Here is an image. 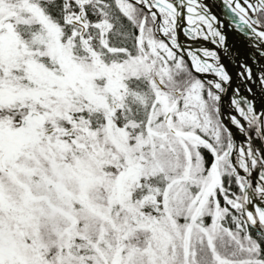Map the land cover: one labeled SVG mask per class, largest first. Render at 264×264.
Segmentation results:
<instances>
[{
  "label": "snow or ice",
  "instance_id": "obj_1",
  "mask_svg": "<svg viewBox=\"0 0 264 264\" xmlns=\"http://www.w3.org/2000/svg\"><path fill=\"white\" fill-rule=\"evenodd\" d=\"M211 7L0 0V264H264V67Z\"/></svg>",
  "mask_w": 264,
  "mask_h": 264
},
{
  "label": "water",
  "instance_id": "obj_2",
  "mask_svg": "<svg viewBox=\"0 0 264 264\" xmlns=\"http://www.w3.org/2000/svg\"><path fill=\"white\" fill-rule=\"evenodd\" d=\"M204 2L208 5H212L211 14L216 15L218 20L223 22L222 30L227 36L228 44L232 46V49L237 52L241 59L247 60L248 66L251 67L258 76L260 73L257 70L264 67V60H262L258 56L259 52L264 51V47H261V42H259L247 31L241 32L235 24H232L231 27L228 26L232 21V16L230 14H226L227 9L223 7L222 0H204ZM229 60H232V63H229ZM222 62L227 66L228 70L233 75L232 86L235 87V85L239 83V81L235 78L236 72L239 71L237 67L233 66L235 64V60L232 58H228L223 59ZM251 83L256 84V81L253 80ZM258 92L259 85H257L256 91H254L253 93H246V95H256L257 105L261 103L260 96L257 95ZM231 95L232 92L231 90H229L222 96V112L224 113L225 119H227L229 113L235 114L234 109L230 104Z\"/></svg>",
  "mask_w": 264,
  "mask_h": 264
},
{
  "label": "flooded vegetation",
  "instance_id": "obj_3",
  "mask_svg": "<svg viewBox=\"0 0 264 264\" xmlns=\"http://www.w3.org/2000/svg\"><path fill=\"white\" fill-rule=\"evenodd\" d=\"M182 43H184L185 47L186 48H194V47H199L200 44H203L204 46L208 47L210 50L215 48L214 45L210 44V42H207V41H201L199 44L197 43H193L191 41H188V40H184L182 38Z\"/></svg>",
  "mask_w": 264,
  "mask_h": 264
},
{
  "label": "bare ground",
  "instance_id": "obj_4",
  "mask_svg": "<svg viewBox=\"0 0 264 264\" xmlns=\"http://www.w3.org/2000/svg\"><path fill=\"white\" fill-rule=\"evenodd\" d=\"M243 91V90H242Z\"/></svg>",
  "mask_w": 264,
  "mask_h": 264
}]
</instances>
